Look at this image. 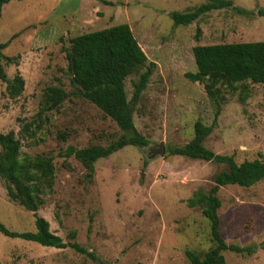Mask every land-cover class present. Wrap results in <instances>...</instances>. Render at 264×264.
<instances>
[{
    "label": "rangeland",
    "instance_id": "1",
    "mask_svg": "<svg viewBox=\"0 0 264 264\" xmlns=\"http://www.w3.org/2000/svg\"><path fill=\"white\" fill-rule=\"evenodd\" d=\"M207 1L20 0L2 7L0 43H8L3 54L11 59L3 63L4 71L9 82L20 79L23 88L12 95L0 81V135L12 132L22 154L53 159L54 185L36 215L63 243L72 242L69 234L75 232L73 242L94 259L0 233V264H188L185 250L211 247L209 223L201 209H189L186 201L197 191L207 194L226 166L168 151L189 142L200 122L212 127L203 146L215 155L232 156L238 165L264 162V85L246 83L245 94L219 88L210 99L202 84L188 82L184 74L196 71L195 46L264 41V17L257 15L264 0H223L232 7L211 11L189 26L173 25L171 13ZM119 25L129 27L147 63L154 64L132 115L148 143L96 161L88 179L78 161L59 153L67 147H106L122 132L72 94L62 49L74 37ZM143 71L125 79L128 101ZM48 87H60L67 98L38 119ZM31 122L34 137L25 139L22 126ZM160 144L164 155L150 157ZM216 196L226 245L254 247L250 255L224 252L225 264H264V181L249 188L224 186ZM0 224L11 232H35L34 214L9 201L2 180Z\"/></svg>",
    "mask_w": 264,
    "mask_h": 264
},
{
    "label": "trees",
    "instance_id": "2",
    "mask_svg": "<svg viewBox=\"0 0 264 264\" xmlns=\"http://www.w3.org/2000/svg\"><path fill=\"white\" fill-rule=\"evenodd\" d=\"M10 1L0 0L2 7ZM230 1L208 0L207 3L185 13L173 12L170 19L174 26H189L203 15L224 8H231ZM234 9V8H233ZM237 12H241L237 10ZM257 15L264 17V9H258ZM199 30H197V33ZM8 43H0V81L7 84V91L17 95L23 88V82L15 79L9 82L3 63L11 59L3 51ZM66 61V72L69 83L74 88V96L94 105L101 113L116 124L122 134L106 147L90 146L83 149L67 147L59 156L73 157L87 172V178L93 175V164L127 146L144 148L147 140L135 129L132 121L133 109L139 102L154 64L147 63L146 56L127 25L83 34L69 40V46L63 48ZM196 71L185 73L184 78L190 83H199L210 99H213L219 88L229 91L239 88L241 94L246 92V83L264 85V41L223 43L195 46L192 49ZM137 82L133 83L130 101L124 91V81L130 75L141 70ZM67 98L60 87H48L42 93L37 118L59 109ZM33 122L22 126L25 139H32L35 132L30 127ZM37 131L40 128L36 126ZM212 127L200 122L193 126V137L182 147L169 149L171 156L184 157L223 164L226 169L213 179V186L207 194L202 191L193 193L186 201L189 209L199 208L203 218L209 223L211 247L205 252L185 250L188 264H225L224 252L250 255L254 247L226 245L221 232L217 214L221 204L216 194L224 186L249 188L264 181V162L261 160L245 161L236 164L232 156L215 155L203 146ZM55 168L53 159L36 155L30 157L21 153V144L12 132L0 135V180L4 183L6 196L10 202L17 204L35 216L34 233H16L5 229L0 224V233L11 239L32 242L46 248L71 249L75 253L90 259L94 256L73 242L75 232L69 234L72 242L63 243L50 230L48 223L38 217L36 212L43 206L44 195L51 192L54 185Z\"/></svg>",
    "mask_w": 264,
    "mask_h": 264
},
{
    "label": "water",
    "instance_id": "3",
    "mask_svg": "<svg viewBox=\"0 0 264 264\" xmlns=\"http://www.w3.org/2000/svg\"><path fill=\"white\" fill-rule=\"evenodd\" d=\"M151 153L152 154L150 157H155L156 155L163 156L164 155V149H163L162 145L160 144L158 150H154Z\"/></svg>",
    "mask_w": 264,
    "mask_h": 264
}]
</instances>
